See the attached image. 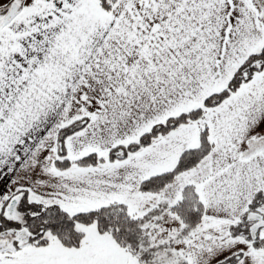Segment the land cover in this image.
I'll return each instance as SVG.
<instances>
[{
	"label": "snow or ice",
	"instance_id": "6c2138e0",
	"mask_svg": "<svg viewBox=\"0 0 264 264\" xmlns=\"http://www.w3.org/2000/svg\"><path fill=\"white\" fill-rule=\"evenodd\" d=\"M0 264H264V0H0Z\"/></svg>",
	"mask_w": 264,
	"mask_h": 264
}]
</instances>
